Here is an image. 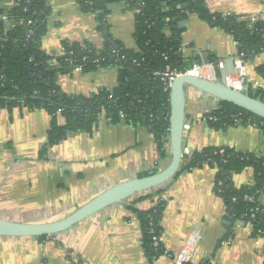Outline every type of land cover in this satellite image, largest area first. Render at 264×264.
Listing matches in <instances>:
<instances>
[{"label": "crops", "instance_id": "0c3cea01", "mask_svg": "<svg viewBox=\"0 0 264 264\" xmlns=\"http://www.w3.org/2000/svg\"><path fill=\"white\" fill-rule=\"evenodd\" d=\"M205 1L213 12L264 21V0ZM49 5L42 42L45 51H59L63 40L104 46L106 37L98 29L95 15L82 11L76 0H49ZM108 23L113 38L136 48L135 14L123 2L111 5ZM182 27L187 60L202 62L205 52L209 60L242 58L232 35L211 27L196 14L184 19ZM242 60L244 75H235L229 85L249 94L264 90V75L259 71L264 66V51ZM222 74L221 69L216 70L218 81ZM55 81L68 94L90 96L102 88L117 87L119 77L115 67H104L92 72H60ZM219 104L217 98L189 89L186 118L191 119L193 128L184 134V144L193 151L230 147L264 158V128L253 124L216 128L205 121V115ZM60 120L64 122L63 117ZM51 125L52 116L46 109L0 107V218L29 223L56 220L114 184L159 170L170 157V144L169 156L163 157L146 126L110 124L104 118L95 132H69L43 155ZM217 174L216 167L205 164L159 187L166 200L162 218L165 249L181 254L191 231L199 229V261L264 264V238L255 236L248 223L240 221L233 226L226 204L214 188ZM233 179L238 188L253 185L254 169L247 168ZM151 193H138L46 239L0 236V264H75L70 252L85 264H174L167 253L149 260L141 222L130 208H152L157 196ZM260 198L264 205V192Z\"/></svg>", "mask_w": 264, "mask_h": 264}, {"label": "trees", "instance_id": "16d2710c", "mask_svg": "<svg viewBox=\"0 0 264 264\" xmlns=\"http://www.w3.org/2000/svg\"><path fill=\"white\" fill-rule=\"evenodd\" d=\"M76 1L82 11L95 15L97 27L106 37L101 49L89 41L63 40L62 47L66 52L57 57L58 65H52L55 55L42 48L51 13L49 0H34L32 3L23 0L21 6L14 7L10 12L13 22L32 18L35 25L9 30L4 46L0 47V76H5L4 86L0 80V107L12 109L25 105L46 109L52 116L48 140L42 149L43 155L64 140L69 132H95L104 116L110 124L124 122L133 126H146L155 136L161 155L169 156L170 90L167 89V82L154 72L163 71L167 67L185 70L193 63L201 62L200 59L187 60L183 55L182 22L190 14H196L211 27L232 35L238 44L240 57L249 59L264 51V21L240 20L241 17L236 14L213 12L205 0ZM122 2L135 14L136 48L129 49L122 40L111 36L108 23L111 5ZM0 11L3 9L0 8ZM31 28L33 35L28 36ZM4 30V23L0 21V34ZM67 57L76 63L71 65L66 61ZM216 60L219 59L213 57L209 61ZM78 64H82L83 72H92L99 67H115L119 77L118 86L113 89L102 88L90 96L66 93L55 81V77L60 72H72ZM259 71L264 75V66ZM263 91L261 89L250 95L264 99ZM111 93L113 98L110 97ZM60 115L64 122H61ZM210 116L216 120L209 119ZM205 119L216 128L237 125L235 119H241L243 124L264 128V119L222 100L218 108L205 115ZM221 150H224L223 154ZM205 164L218 170L214 188L223 198L233 226L240 221L248 223L255 236L264 238V205L260 198L264 185V158L254 152H241L230 147H209L194 151L184 160L176 177ZM247 168L254 169L255 184L236 187L234 175ZM151 192L149 195L156 197L161 196L163 191L157 187ZM247 195L253 196L254 201L247 200ZM165 205L164 198H160L148 210L130 205L141 222L143 245L150 261L167 252L163 243L156 245L154 242V236L164 231L162 218ZM50 236L38 238L46 239ZM200 264L212 262L205 260Z\"/></svg>", "mask_w": 264, "mask_h": 264}, {"label": "water", "instance_id": "95a60500", "mask_svg": "<svg viewBox=\"0 0 264 264\" xmlns=\"http://www.w3.org/2000/svg\"><path fill=\"white\" fill-rule=\"evenodd\" d=\"M204 55L206 57H203L202 62L207 63L209 54L205 52ZM222 71L221 81L183 74L173 82L170 88V157L165 166L148 175L114 184L83 205L53 221L29 223L0 218V236L40 237L61 233L109 206L124 203L138 193L160 187L175 178L182 164L184 123L191 87L220 101L232 103L264 119V99L235 89L228 83L227 76L236 74L234 58L227 60L226 68Z\"/></svg>", "mask_w": 264, "mask_h": 264}, {"label": "built area", "instance_id": "2783aa9c", "mask_svg": "<svg viewBox=\"0 0 264 264\" xmlns=\"http://www.w3.org/2000/svg\"><path fill=\"white\" fill-rule=\"evenodd\" d=\"M25 1L27 3H32L34 0H25ZM22 2H23V0H0V8L3 9V11H0V21L4 23V27H5V30L0 34V47L4 46V42L7 39L9 30L17 29L20 26L29 27V26L35 25V21L32 18L25 20V21H20L19 23L13 22L10 19V12L13 10L14 7L17 6V8H18L19 6H21ZM25 9L27 10V8H25ZM230 14H234V13H227L225 15H230ZM31 35H33V29L32 28L29 30V33H28V36H31ZM96 47L98 49L102 48V47H98V46H96ZM126 47L129 48L127 45H126ZM45 52H47V51H45ZM65 52L66 51L62 46H61L59 51L54 52L53 54L55 55V57L52 60V65H58L59 60L57 57L59 55L65 54ZM66 61L69 62L71 65L76 63L75 60L70 59L69 57L66 58ZM97 62H99V61H97ZM226 62H227V60H223V59H219L216 61H208L207 63L195 62L192 64L191 67L186 68L185 70H176V69H172L170 67H167L163 71L154 72V74L157 77H159L160 79H162L163 81L167 82V85H168L167 89L170 90L173 82L179 76H181L183 74L196 75V76H199V77H202L205 79L216 81L217 80L216 70L217 69L224 70L226 68ZM99 68H104V67H99ZM73 70L83 71L82 64H78L77 66H75V68ZM235 71H236V74H230L227 76L228 81H230L235 75H242V76L244 75L245 64L243 63L242 58H235ZM0 80H1V85L4 86L5 85L4 74H1ZM99 91H97V92H99ZM110 97L113 98V93L110 94ZM22 106L24 107L25 105H22ZM59 114H60V111H59ZM60 117H63V116L60 115ZM103 118H104V116L101 117V119H103ZM104 119L106 120V118H104ZM209 119H211V120L215 119L216 120V118H214L213 116H210ZM235 120H236L237 125L243 124V123H241V119H235ZM205 121H207V119H205ZM253 125H255V124H253ZM192 128H193V122L191 121V119L186 118V121L184 123V133L192 130ZM169 144H170V142H169ZM167 146H168V144H167ZM223 151L224 150H221L220 152L223 154L224 153ZM237 151H239V150H237ZM193 152L194 151L192 150V148L189 145L183 144L182 163L184 162V160H186L188 157H190L193 154ZM261 192L262 193L264 192V185L261 189ZM161 196H157V198H156L157 200H156L155 205L157 204V202L160 198H163V196L162 197ZM246 199L250 200L252 202L254 201V197L250 196V195H247ZM201 237L202 236H201L200 230L194 229L191 231L190 236L187 239L186 245L184 247V250L182 251L181 254L173 255L168 251L166 253H167V255H169L173 259L174 264H187V263L200 264L203 261L201 262L198 260L197 247L199 245ZM162 238H163V233L160 235L154 236L155 244L160 245L162 243ZM70 255L73 256L75 264H85V262L81 261L77 255L73 254V252H70Z\"/></svg>", "mask_w": 264, "mask_h": 264}, {"label": "rangeland", "instance_id": "374dc122", "mask_svg": "<svg viewBox=\"0 0 264 264\" xmlns=\"http://www.w3.org/2000/svg\"><path fill=\"white\" fill-rule=\"evenodd\" d=\"M74 209H75V208H74ZM74 209H73V210H74ZM70 211H72V210H70ZM70 211H69V212H70ZM67 213H68V212H67ZM13 238H15V237H13Z\"/></svg>", "mask_w": 264, "mask_h": 264}]
</instances>
